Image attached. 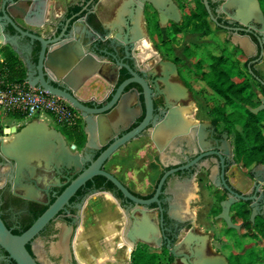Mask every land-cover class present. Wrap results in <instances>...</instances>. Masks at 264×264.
Returning a JSON list of instances; mask_svg holds the SVG:
<instances>
[{"label":"flooded vegetation","instance_id":"obj_1","mask_svg":"<svg viewBox=\"0 0 264 264\" xmlns=\"http://www.w3.org/2000/svg\"><path fill=\"white\" fill-rule=\"evenodd\" d=\"M132 1L131 4L130 0H114L106 4L104 0H48V3L54 2V5L61 4L66 14L64 19L70 18L69 23H74L79 30L85 25V32L81 35L80 41L84 50L93 54L99 61L97 71L101 74L96 72L82 78L80 88L92 84L100 88L95 97L85 100V104L99 108L107 105L115 94L117 97L111 109L99 116H91L90 123L82 118L84 133L82 145L71 141L59 127L43 120L50 127L58 129L68 145H74L72 151L80 154L81 168L63 169L59 173L54 172L51 178L41 177L37 184L42 187L47 185L48 192L32 198L13 193L12 161L2 154L1 145H9L14 139V134L36 117L10 116L9 123L0 120V217L14 234H21L27 230L63 189L109 144L117 139L119 141L141 123L146 115V93L151 101L148 124L136 136L121 144L101 164L100 169L112 173L135 196L142 199L154 196L160 178L167 173L157 195L158 202L153 201L148 205L132 203L123 197L111 181L100 174L93 175L74 191L58 212L25 244L37 264H82L76 256L74 243L82 223L83 208L90 198L101 194L102 191H108L114 196L112 201L123 218L120 228L123 244L129 245L128 239L123 240L122 233L131 227L134 218L140 220L141 211H145L148 228L151 229L147 235L149 240L143 241L138 235L135 236L129 253V264H132V252L137 249L153 255L156 264H192L196 248L201 247V242H182L189 232L192 235H207L203 247L206 255L222 254L213 247L216 228L213 230L211 227L214 224L210 223V228L207 229L198 228L194 225L189 212L181 210L184 207L182 192L186 184L191 185L194 181L203 182L208 195L218 203L230 194L224 183L241 195L254 194L259 197L261 192L264 194V183L256 190L250 169L248 172L245 170L248 187L246 191L233 184L234 174L231 167L236 161L233 147L229 149L228 146L229 143L232 146L230 133L224 127H219L207 111L205 117L202 115L200 111L202 96L194 91L191 80L184 71V62L180 61L181 57L168 49L172 36L178 35L181 31L176 29L186 23L187 15L192 16L194 13L195 23L202 24L203 7L207 12L206 19L209 20V24L220 26L224 30L223 39L230 41L233 46L239 47L232 40L235 33L250 37L252 43L250 45L242 43L247 49L240 50L247 59L249 71L264 85V81L255 73L256 65L261 61L264 51V33L259 30L260 25L251 22V25L256 26L252 29L251 26L245 27L233 19L234 9L222 11L223 0H206L210 13L204 0H170L176 6L179 18L174 20L172 18L174 14L169 10L165 13L164 21H161L158 10L149 0ZM155 1L160 5L166 0ZM258 2L262 10L260 0ZM3 3L9 8L16 24L24 30L34 31L38 35L41 33L40 30H32L26 25L36 22L34 16L26 14L22 9V3L29 4V0H0V7ZM165 6L169 7L170 3L167 2ZM3 33L16 39L15 47L34 70L41 47L40 42L26 36L17 39L18 34L11 25H7ZM6 45L13 50L12 45ZM113 58L118 60L116 77L112 76L109 64ZM49 80L54 86L68 88L54 75L50 76ZM140 139H145L147 151L153 153L151 158L156 162L152 186L145 193L132 189L128 180L119 176L118 162L110 164L118 158L120 151L136 150ZM19 193L24 194V191L19 190ZM244 201L248 202L251 213L252 201ZM124 211L127 212V217L124 216ZM260 211H264L263 201H260ZM208 216L209 219H217L210 211ZM256 220L264 222V213L256 214L253 222L250 221L254 223ZM241 229L245 230L244 233H249L242 223ZM105 249L107 250L106 247ZM242 249L243 247L237 252L232 251L230 255H222L226 257L228 264H238L231 255L241 252ZM90 258L96 261L93 256ZM101 261L117 264L109 251ZM0 264H17L1 246ZM239 264H244L243 259L240 258Z\"/></svg>","mask_w":264,"mask_h":264},{"label":"water","instance_id":"obj_2","mask_svg":"<svg viewBox=\"0 0 264 264\" xmlns=\"http://www.w3.org/2000/svg\"><path fill=\"white\" fill-rule=\"evenodd\" d=\"M114 0H104V3L110 4ZM158 10L161 21L166 19L165 13L172 10L174 20L179 18L176 6L166 0L160 5L155 0H149ZM29 4L22 3L23 11L34 16L36 22L33 24L40 30V34L34 31L24 30L13 20L12 14L4 3L0 7V44H9L13 46V50L18 52L15 38L5 36L3 30L7 25H11L17 32V39L28 37L31 40L36 39L40 42L41 47L36 62V68L31 69L27 60L21 56L26 66L25 81L30 86L38 87L46 92L57 95L67 100L76 110L80 111L82 117L87 123H90L91 116L100 115L112 108L117 94L111 101L103 107H91L85 104V100L78 97L76 91L80 88L82 78L90 76L98 72V59L84 50V46L80 41L81 35L85 32V25L79 30L74 23H69L70 18L61 19L62 17L53 16L54 2L48 3V0H29ZM132 0L130 3L132 4ZM169 2L170 6L166 7ZM206 9L210 13L206 0H204ZM234 9L232 18L239 21L245 27L260 25L259 30L264 33V14L260 8L258 0H223L221 9L227 12L228 9ZM30 9V10H29ZM211 18H215L211 15ZM21 21V20H20ZM251 22L255 25H251ZM26 24V23H25ZM32 29L31 23L26 24ZM117 29V28H114ZM106 30H108L106 28ZM56 32H58L56 34ZM54 35V36H53ZM53 36V37H51ZM235 39L238 45L245 51L252 43L248 35H239L235 33ZM72 44H71V43ZM111 74L113 77L118 73V60L109 61ZM74 66V67H72ZM100 73V72H98ZM101 74V73H100ZM53 75L61 80L68 88H60L50 83L49 77ZM81 77V78H80ZM141 81V80H140ZM260 103L254 107L247 106L252 113H257L264 109V95L258 94ZM95 101V99H93ZM151 113V101L146 93V115L141 123L134 129L125 134L119 141L118 139L109 144L102 153L84 170H82L76 178H74L57 196V198L45 209V211L34 221V223L21 234L12 233L4 224L0 217V246L7 251L9 256L13 258L17 264H37L31 254L25 247V244L58 212V210L67 202L74 191L90 179L93 175L100 174L122 193L123 197L132 203L139 205H148L153 201L158 202L157 195L160 193L161 186L167 173L160 178L154 196L149 199H142L135 196L126 185H124L112 173L100 169L101 164L110 157V155L123 143L136 136L148 124ZM92 129V128H91ZM14 130V128H13ZM90 130V129H88ZM145 139L138 140V148L134 151L122 150L119 152L118 158H115L110 164L119 163L118 173L123 179H127L129 186L141 193L150 190L152 179L154 178L156 165L155 160L151 158V154L147 151ZM229 149L231 145L229 143ZM74 145H68L62 133L55 127H50L42 119H32L21 127L14 134V139L9 145L2 144V154L9 158L12 163V190L13 193L26 198L38 196L41 193L48 192V186H39L37 181L43 178H51L55 173L61 170H79L81 168L80 154L72 151ZM128 154V155H127ZM117 169V168H116ZM231 171L234 176L232 182L235 186L247 190V177L238 167L237 163L232 165ZM250 174L254 178L256 190L264 183V163H258L250 168ZM35 178V180H32ZM224 186L230 194L227 198L220 201V212L215 218L225 222L227 228H232L236 232H240L241 223H235L230 214V207L239 199L251 200L250 220L253 222L256 214H263L260 211V201H263L264 194L260 193L259 197L254 194L241 195L234 192L227 184ZM23 190L24 194L19 193ZM197 186L195 181L191 185H185L183 193L184 207L181 210L189 212L194 223V211L189 206V199L196 193ZM112 199L114 196L108 191H102L90 198L82 212V223L78 229L75 238L76 256L82 264H112L103 263L107 251L117 261V264H129V253L133 247L135 236L138 235L143 241H148L147 235L151 231L148 228L149 223L145 211L142 212L140 220L134 218L130 228L122 233L123 240L128 239L127 244L121 243V225L123 218L118 209L114 205ZM128 216L124 211V216ZM133 217V215H131ZM207 235H192L190 232L184 237V241L201 242V247L196 248L192 264H228L226 257L222 254L206 255L203 247L205 245ZM107 248V250L105 249ZM93 256L96 261L90 258ZM99 260L101 262H99ZM114 264V263H113Z\"/></svg>","mask_w":264,"mask_h":264},{"label":"trees","instance_id":"obj_3","mask_svg":"<svg viewBox=\"0 0 264 264\" xmlns=\"http://www.w3.org/2000/svg\"><path fill=\"white\" fill-rule=\"evenodd\" d=\"M262 10L264 12V0H260ZM202 26L204 31H209L211 25L209 20L206 19L207 12L202 7ZM193 16L187 17L186 23L183 25L188 26L189 20H192ZM177 28L176 31H180L181 28ZM213 26V25H212ZM212 32L222 34L224 30L220 26H213ZM224 43L228 42L227 39H223ZM225 46L222 47V52L225 51ZM230 50V57L223 55V53L214 56L207 55L202 59L204 64H207V71H204L202 79L206 81V84L212 90V92L219 97L222 102L218 105H214L208 110L209 115L212 116L215 122H223V126L226 130H230L233 126L239 125L241 132L236 131L234 133V157L235 161L242 163L245 170L248 172V168L258 163H264V109L257 113H252L247 106L254 107L260 103L258 94L264 95V85L260 83V92L255 93L251 90L250 83L247 79L242 78L239 81H235L232 78V69L235 66H243L247 71V59L239 47L232 46ZM0 52L4 56V61L1 64V72L8 81H14L19 83H25L26 68L19 58V56L8 46H0ZM257 74V72H255ZM249 74L254 77L253 73L249 71ZM12 115L16 118L24 117L25 114L21 112H13ZM71 141L77 142L79 145L83 144L84 133L81 120H78L73 125L62 126L60 128ZM113 186V185H111ZM121 195V193L119 192ZM248 202L239 200L231 205L230 214L234 221H239L243 226L247 228H255L259 226V221L256 220L251 223L249 220L250 209ZM220 205H213L210 209V214L216 215L220 212ZM224 223V221H222ZM264 223V222H262ZM225 225V223H224ZM226 226V225H225ZM251 234V233H246ZM242 236H246L243 234ZM249 256L243 260L244 264H260L264 262V256H260L251 249V244H247L243 247L239 253H233L231 256L236 259V262L240 263L241 255L246 252ZM132 264H154V256L149 255L145 251L140 249L134 250L131 255Z\"/></svg>","mask_w":264,"mask_h":264},{"label":"rangeland","instance_id":"obj_4","mask_svg":"<svg viewBox=\"0 0 264 264\" xmlns=\"http://www.w3.org/2000/svg\"><path fill=\"white\" fill-rule=\"evenodd\" d=\"M187 17H190V15H187ZM195 17H193L192 20H189L188 26H183V28H181V31L178 35L172 36L169 42L170 46H168V49H171V52L173 54H178L181 57L180 61L184 62V71L190 78L194 91L196 92V94L201 95L203 98L200 103V111L205 117V111H207L208 113V110L211 109V107L220 104L222 100L212 92V90L206 84V81L202 79L204 71L208 70V68L206 67L207 64H204L202 59L206 58L208 54L217 56L221 53H223V55L227 57H230L231 54L229 49L232 48L233 44L230 41L224 43V32H222V34L212 32V24H210L211 29L209 31H204L202 29L197 30V28H201L202 25L200 23H195ZM232 40L238 45V42L235 38H233ZM223 46H225L226 48L224 52H222ZM239 48L241 47L239 46ZM256 67L257 75L264 81V51L261 61L257 63ZM232 78L235 81H239L242 78H245L249 81L251 90L253 92H260L261 88L259 81L255 77H252L249 74V71H247L243 66L236 65L235 68L232 69ZM10 116L13 115H5L1 112L0 120L4 121L5 123H9ZM35 117L47 121L52 126L59 128L62 127L61 125L55 123L51 117L47 116L44 113H41ZM217 124L219 127H224L223 122L221 121L217 122ZM236 131L241 132V127L239 125L233 126L228 131L230 133V140L233 151L234 133ZM239 164L243 167L242 163ZM250 168L251 166L248 169ZM214 204L216 205L217 202H214ZM235 222L238 223L239 221ZM210 223L214 224L211 227L213 228V230L216 228L215 237L212 241L213 247L217 248V250L222 254L230 255L232 251L237 252L241 247H245L247 244H251V249L255 253H257L259 257L264 256V223H262L261 221L259 222V226L255 228L253 227V229L246 227L249 233H251L249 235L244 233L245 230L243 229H241L239 233H236L234 229L226 228L224 223L220 219H210ZM242 233H244L246 236H242ZM240 234L241 237H239ZM248 256L249 253L246 250V252L241 255V260H245Z\"/></svg>","mask_w":264,"mask_h":264},{"label":"built area","instance_id":"obj_5","mask_svg":"<svg viewBox=\"0 0 264 264\" xmlns=\"http://www.w3.org/2000/svg\"><path fill=\"white\" fill-rule=\"evenodd\" d=\"M3 61L4 56L0 52V113L11 115L13 112H21L27 118L44 113L61 126L82 121L80 111L64 98L30 86L26 81L19 83L6 80L1 72Z\"/></svg>","mask_w":264,"mask_h":264},{"label":"crops","instance_id":"obj_6","mask_svg":"<svg viewBox=\"0 0 264 264\" xmlns=\"http://www.w3.org/2000/svg\"><path fill=\"white\" fill-rule=\"evenodd\" d=\"M53 16L62 17L61 19H64L66 17L65 11L61 4L54 5ZM31 27L32 30H39L32 22H31ZM2 45L4 44H0V46ZM15 53L19 56V58L21 59V61L24 63L25 66V62L18 54V52L16 51ZM94 85L95 84L85 85L79 88L76 91V94L78 95V97H80L83 100H88L92 97H95L99 93L98 91L100 88H97V86ZM237 165L243 173H246L245 169L238 162ZM195 183L197 186V190L196 193L190 197L189 206L191 207V209L194 211L195 214L194 225L201 229H207L210 228V219L208 216V211H210V208L214 205V201L208 195V191L203 182L195 181Z\"/></svg>","mask_w":264,"mask_h":264},{"label":"bare ground","instance_id":"obj_7","mask_svg":"<svg viewBox=\"0 0 264 264\" xmlns=\"http://www.w3.org/2000/svg\"><path fill=\"white\" fill-rule=\"evenodd\" d=\"M243 45V44H242ZM130 255V254H129Z\"/></svg>","mask_w":264,"mask_h":264}]
</instances>
